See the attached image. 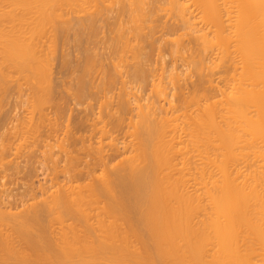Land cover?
Instances as JSON below:
<instances>
[{
    "label": "bare ground",
    "instance_id": "obj_1",
    "mask_svg": "<svg viewBox=\"0 0 264 264\" xmlns=\"http://www.w3.org/2000/svg\"><path fill=\"white\" fill-rule=\"evenodd\" d=\"M104 27L109 32L107 43L111 56L105 52L100 54L101 47L98 54L96 48L86 46V43H98L97 36L100 37ZM72 31L77 43L69 42L78 45L85 55L76 69V75L79 74L76 85L72 82L76 86L74 96L82 99L102 88L107 102L104 100L106 104L101 102L104 104L101 105L99 101L101 108L117 96L116 104L109 102L110 108L104 115L108 122L103 124L106 119L102 120L101 115V126L97 121L89 129L97 130L93 132L99 133L96 134L98 141L95 133L90 134L95 140L84 136L97 143L95 149L92 146L95 142L82 140L84 146L91 145L93 153L87 146H83L90 151L87 154L84 148H79L86 155L83 162L89 166L85 158L93 154L101 172L98 174L96 170L98 175L95 174L93 167V176L90 174L92 159L91 166H86L88 170L83 168L85 176L88 173L93 181L90 177V182L85 179L87 183H80L79 175L77 183L70 174L73 176L74 168L78 169L83 162L82 157H74L71 152L74 163L79 158L82 164L78 165L77 161L76 167L71 165L68 179L65 163L62 172L67 179L62 182L57 176L58 181L53 182L52 188L50 185L44 191L41 188V200H37L36 194L31 202L23 199L14 209L1 198L0 264H264V0H0V101L7 98L9 80L17 88L20 77L22 82H28L26 89L31 90L27 96L34 104H29L38 107L31 108V113L28 111L31 116L25 115L29 120L23 116L26 120L20 128L23 142L43 133L42 127L49 128L45 123L51 122L52 114L48 117L49 112L45 113L44 101L56 96L52 66L57 59L59 40L66 44L68 39L64 37L68 33L71 37ZM160 40L169 47L170 50L166 49L174 63H179L178 57V60L187 57L186 65L190 66L187 72L199 78L192 91L186 87L185 93L186 73L182 75L178 65L172 62L173 68L169 67L167 72L169 69H162L160 63L162 73H158L160 70L148 63ZM61 43L60 52L64 56ZM158 52L160 55L161 51ZM69 56V59L73 57ZM64 59L62 63L72 69L73 65H69L73 60ZM122 63L130 79L144 84L150 82L149 97H142L146 103L141 102L137 90L132 91L133 86L126 85L127 75L126 79L120 76L118 68ZM156 69L159 75L155 77L150 70L156 73ZM14 74H19L16 84ZM118 80L122 86L119 85L120 92L116 93L113 90ZM24 87H19L20 92ZM94 87L97 88L93 90ZM20 94L17 96L21 97ZM1 105L0 102V108ZM40 105L44 111L39 109ZM54 115V119L59 117ZM19 117L18 122L22 119ZM68 118L71 119L69 115ZM76 122L84 125L85 119L82 116ZM54 124L50 125L51 129ZM75 126L77 129L78 125ZM64 132L69 138L71 133L67 129ZM129 132L133 139L126 141ZM16 133L15 138L20 135ZM40 135L34 140L43 139ZM120 136L126 137L121 141ZM15 138L12 137V143H16ZM47 139L40 141L41 145H48ZM59 139L57 144L61 142L58 143ZM63 143L57 148L61 146L62 152L59 151L64 154L70 147L64 151ZM72 143L76 146V142ZM23 144L21 141L20 147ZM121 144L130 153L128 156L122 157ZM4 147L0 145L2 150ZM29 156L32 155L29 153ZM64 156L73 163L67 153ZM4 160L0 162L2 168ZM19 160L15 161H22ZM10 162L13 167V160ZM59 169L55 168V177ZM33 192L28 193L33 195Z\"/></svg>",
    "mask_w": 264,
    "mask_h": 264
},
{
    "label": "rangeland",
    "instance_id": "obj_2",
    "mask_svg": "<svg viewBox=\"0 0 264 264\" xmlns=\"http://www.w3.org/2000/svg\"><path fill=\"white\" fill-rule=\"evenodd\" d=\"M104 24V23H103ZM105 28L106 27H104V28H102L101 29V33L99 32V35H100V37L99 36H97V41L96 42H98V43H95V44H91V43H86V46H88V47H94V48H96L95 50L98 52V54L100 53V50H101V53L100 54H102L103 52H105V54H107L108 56H111V55H109V54H111V47L109 46V44L107 43L108 42V40H109V32H106V30H105ZM102 30H104V31H102ZM108 31V30H107ZM71 34L73 33V31L72 32H70ZM74 34V33H73ZM72 34V35H73ZM71 35V37H70V34L68 33V36L66 37H64V38H66V39H68V40H65L66 41V44H64L63 45V43H65L64 41H62L63 43H61V40L62 39H60L59 40V45H58V49L57 50H59V51H57L58 53H57V55H56V60L53 62V64H55V66L53 67L52 66V70L53 71H55V72H53L52 71V73H53V77H54V79H55V81H53L54 82V85L55 84H57V90H55V92H54V95H56V96H53V98H51V100H52V102H51V100H50V98L48 97L47 98V101L45 102L44 101V103H46L45 105H44V108H45V113H48V117H50L49 116V114H50V112H51V116L53 117H55V115L54 114H57V115H59V117H60V119H59V117L57 116L55 119H54V117L52 118V117H50L51 118V122H49L48 120H47V122L49 123H45V125H46V127H51L50 125L51 124H54V120H56V122H58V121H60V123L58 122L57 123V126L58 127H55L56 125V122H55V124L54 125H52L53 127V129L55 130H53V129H51L50 128V130H52V133H51V131L49 130V132H47L46 133V131H48V129L49 128H43L42 127V130H43V133H42V131H41V133L40 134H42V137H43V139L45 138V139H47V138H49V137H51V139L49 138V140L51 141H49L48 139V141H47V144L48 145H41V142L40 141H43V139H39L40 137H41V135L40 134H37V136L36 137H33L32 135H30L31 137H33L34 139H36L38 136H39V138H38V141L39 142H37L36 140H34L33 138V140H31V138L30 139H28V138H24L25 140H26V142H25V140H24V142H23V138L21 139L20 138V136L21 135H23V133H22V129H20V128H22L23 126H24V124H25V122H26V120L25 119H27V120H29V117L28 118H26L27 116H25V115H27L29 112H30V109L32 108V110L35 108V110H36V107H37V104L35 105V106H31L30 104H34L33 102V99L30 97V96H27L29 93V90L30 89H26V87L27 88H29L28 86H26L27 85V83L28 82H26V80L24 81L23 80V82H22V77H24V76H22L21 78L22 79H20V77H18V79H17V76H19V74L17 75V74H14V76L13 77H16L15 79H14V83L16 82L15 80L17 79V81L18 80H20V82H22V83H20L19 82V84H16V87L19 85V87H21V85H22V87L23 86H25L24 88H21V92H20V90H19V87H17V88H14L15 87V85L13 86V83H10V81L11 82H13V80H9V84H11V87H10V89H9V91H7L8 92V95L10 96V98H9V96L7 95V98H5L4 100H3V102H2V100L0 101L1 103H2V105H1V108H0V116H1V118H0V145L2 144V148L4 147V146H7V148L6 147H4V149L2 150V148H0V152L2 153H4V152H6V153H2V155L0 156V162H1V159L3 158V160L6 158V161L4 160L3 162H2V165H3V167L4 168H2V166L0 165V168L1 169H3V170H1L0 169V187L2 188V191H1V189H0V195H1V197H0V200H1V198H2V200H4L5 201V203L8 205V206H11L12 205V207L14 208V207H17L18 206V204L20 205L21 204V200H25V201H27L28 203L29 202H31L32 200H31V198L32 197H34V196H36V194H37V196H38V198H37V200H41V198H42V196L41 195H39V194H41V188H42V190L44 191L45 189H48V188H50L51 186H53V182H56V181H62V182H64L66 179H67V177L66 176H68V179H69V174H68V172H69V170L71 171V165H73L74 164V166L76 167L77 166V161L79 162L78 163V165H80V164H82L80 161H79V158H77V159H75V163H74V158H73V160H72V158H71V156H70V153L71 152H74V154L73 153H71V154H73L74 155V157H76V156H78V157H82L81 158V161L83 162V160H84V157H86V155L85 154H87V152L88 151H86V150H88V148H92L91 147V145H87V143H89V142H95V141H98V134L99 133H95V132H93V131H97L96 129L95 130H89V129H91V127L93 126V124L94 123H97V121H98V123H100L99 124V126H101V124L103 123H105L108 119H106V117H107V115L106 116H104L105 114H106V111H108L109 110V108H110V103L112 102L114 105L116 104L115 102V100H116V98H117V96H115V95H117L116 93H118V91H119V89H117L118 87H120L119 85H121L122 86V84H121V81L126 77V75H127V81H128V84H126V85H129V87L130 86H133V87H131V89H132V91L134 90H137V91H135L136 93H137V95H139L140 96V98H141V102L142 103H146L147 102V100L145 99V98H148L149 97V95H150V93H151V86H150V82H149V84H148V82H146L145 84H144V82L143 81H141V82H143V83H139V81H135V79H133L134 80V83H133V80H132V78L130 79V77L128 76L129 74H126V73H128L127 72V69H126V67H125V69H124V66H123V64L125 63H122V64H120V65H122V66H120L121 67V69H120V67L118 68V71H120V76L122 75V78L123 79H121L120 78V76H119V78H118V76H117V78L118 79H121V81H117L118 82V84H116L117 85V87L115 86V88H114V92H116V93H112V95L113 96H115L116 98L114 99V101H112L113 100V98L112 99H109V102H108V104L107 105H105V106H103L104 108H101L100 107V104L101 105H104V104H102L101 102H107V99H105V98H103L104 97V92L102 91V88H93V90L94 89H96V90H94L93 91V93L92 92H90V94L88 93V95L86 96V97H84V98H82V99H79V98H77L76 96H74V95H76V91H75V89H76V83H77V77H78V75L79 74H77L76 75V69H77V67L79 66V63H82L84 60H85V55H84V53H83V51L78 47V45H73L74 43H75V41H76V37L75 38H73L72 39V36ZM103 36V37H102ZM105 37V38H104ZM70 39V40H69ZM71 39H72V41H71ZM100 39H101V41H100ZM64 40V39H63ZM74 40V41H73ZM105 40V41H104ZM72 43V42H74L73 44H71L70 42ZM100 41V42H99ZM159 42V41H158ZM158 42L156 43L157 44V46H159V48H157V46L155 45V48H154V50H152V54H151V56L152 55H154V56H150V58H151V60H150V58H149V61H151V62H149L148 61V63L150 64V65H152V67L154 66L155 68H158L159 70H154V71H156V73L155 72H152L151 70H150V74L152 75V76H154V74H155V77L156 76H158L159 74L158 73H162V71H161V66H162V69L164 68V70L165 69H169V67H170V69H172L173 67H171V64H172V62H173V64L172 65H174V66H179L178 68H180V71H181V73H182V75H183V73H186L185 75H184V77H185V79H184V81L185 80H187V81H185V83H184V81H183V83L185 84V87H184V91H185V93L187 92V90H188V88L190 89L189 91H192L193 89H194V86H195V84L199 81L198 79V76L196 75V74H191L190 73V75H189V72H187V71H190V70H188L189 68H190V66H187L186 64H187V62L186 61H188V60H185V59H187V57H186V53H185V59L184 58H180L181 60H178V58H176V57H174V58H176V61H179V63H174L175 61H173L174 59H173V56H172V58H171V53H169V51L168 50H170L169 49V47L167 48L165 45H167V44H165V43H163L162 42V40H160V44L162 45V44H164V45H160V44H158ZM60 43L62 44V46L63 47H61L63 50H65V51H63L66 55H64L63 56V54H61V52H60ZM77 43V42H76ZM75 43V44H76ZM101 43V44H100ZM108 44V46L109 47H107V45H105V44ZM90 44H91V46H90ZM98 44V45H97ZM100 44V45H99ZM68 45V46H67ZM92 45H95V46H92ZM67 46V47H66ZM97 46H98V48H97ZM162 47V49L160 50V48ZM165 46V47H164ZM77 47V48H76ZM99 47H101V49L99 50ZM164 47V48H163ZM66 48V49H65ZM105 48V49H104ZM168 50H167V49ZM74 49V50H73ZM77 49V50H76ZM79 49V50H78ZM108 51H107V50ZM109 49H110V51H109ZM156 49H159V50H157L156 51ZM72 50V51H71ZM80 50H81V52H80ZM104 50V51H103ZM154 51H156V52H154ZM158 51H161V54L160 55H158L160 52H158ZM167 51V52H166ZM69 52V53H68ZM77 52V53H76ZM80 52V53H79ZM79 54V55H78ZM104 54V53H103ZM104 54V55H105ZM188 54V53H187ZM63 57H62V56ZM70 55L72 58V60L73 61H71V65H69V66H71L72 67V65H73V67H72V69L68 66V68H70V69H67V66L66 65H64L62 62H64V61H66L64 58L66 57L67 59H69L68 58V56ZM82 55V57L80 58V56ZM106 55V56H107ZM157 55V56H156ZM58 56V57H57ZM59 56H61L62 57V59H60L61 57H59ZM69 56V57H70ZM187 56H189V54L187 55ZM154 57V58H153ZM160 58V59H158V58ZM164 57V58H163ZM83 58V59H82ZM64 59V61H62ZM71 59H69V60H71ZM77 61V62H75V63H77V64H75L74 63V61L75 60ZM189 59V58H188ZM60 61H61V63H60ZM152 61H154V63L152 64ZM155 61H157L159 64L157 65L156 63L157 62H155ZM184 61V62H183ZM163 62V63H162ZM186 62V63H185ZM160 63H161V66H160ZM170 63V64H169ZM185 63V64H184ZM163 64V65H162ZM182 64H183V66H182ZM62 66V67H60V66ZM149 65V66H150ZM157 65V66H156ZM189 65V64H188ZM163 66H165V67H163ZM186 66H187V68H186ZM64 67L66 68V70H63L64 69ZM152 67H150V69H153ZM167 67V68H166ZM122 68H123V70H122ZM128 68V67H127ZM63 71H62V70ZM75 69V70H74ZM170 69L167 71V72H169L170 71ZM69 70H70V72H69ZM73 70H74V72H73ZM78 70V69H77ZM125 70V71H124ZM163 70V71H164ZM186 70V71H185ZM157 71H159L158 73H157ZM179 71V70H178ZM185 71V72H184ZM67 72V73H66ZM72 72V74H70ZM126 72V73H125ZM166 72V71H165ZM61 73V74H60ZM64 73V74H63ZM74 73V74H73ZM78 73V72H77ZM121 73H123V74H121ZM188 73V74H187ZM71 75V78L73 79V81H72V79L69 77L70 75ZM158 74V75H157ZM165 74V73H164ZM166 74H168V73H166ZM165 74V75H166ZM16 75V76H15ZM63 75V76H62ZM65 75V76H64ZM124 75V76H123ZM187 75H189V76H187ZM191 75H192V77H191ZM21 76V75H20ZM57 76V77H56ZM76 76V77H75ZM151 76V77H152ZM65 77V78H64ZM74 77V78H73ZM149 78V81H151V79L153 78ZM183 77V78H184ZM187 77V78H186ZM190 77H191V79H190ZM70 78V79H69ZM125 78V79H126ZM189 78V79H188ZM194 78H195V80H194ZM13 79V78H12ZM77 79V80H76ZM62 80V81H61ZM75 80V81H74ZM60 81V82H59ZM70 81H71V83H70ZM193 81V82H192ZM25 82V83H24ZM56 82V83H55ZM66 83V84H64V83ZM75 84H73V83ZM76 82V83H75ZM120 82V83H119ZM125 82H126V80H125ZM130 82H132V83H130ZM187 82V83H186ZM23 83H24V85H23ZM61 83L62 84H64V85H62L61 86ZM21 84V85H20ZM26 84V85H25ZM30 84V83H29ZM70 84V85H69ZM73 84V85H72ZM138 84V85H137ZM189 86H188V85ZM190 84H191V86H190ZM137 85V86H136ZM187 85V86H186ZM12 86H13V88L15 89V91H14V89L12 88ZM69 86H70V88H69ZM184 86V85H183ZM73 87H75V88H73ZM137 87V88H136ZM186 87H188V88H186ZM141 88V89H140ZM17 89V90H16ZM25 89H26V91H25ZM71 89V90H70ZM185 89H187V90H185ZM19 90V93L18 94H20V93H22L23 94V96H21V94L19 95V96H21V97H18L17 95H15L16 93H17V91ZM60 90V91H59ZM101 90V91H100ZM57 91V92H56ZM59 91V92H58ZM92 91V90H91ZM14 92H16V93H14ZM24 92V93H23ZM30 92H31V90H30ZM62 92V93H61ZM73 92L75 93V94H73ZM120 92V91H119ZM27 93V94H26ZM102 93V94H101ZM7 94V93H6ZM6 94H3V96L5 97L6 96ZM58 94V95H57ZM66 94V95H65ZM98 94V95H97ZM149 94V95H148ZM53 95V94H52ZM73 97H75V99L73 100L72 98V96ZM103 95V96H102ZM148 95V96H147ZM2 96V95H1ZM59 96V97H58ZM70 96V97H69ZM91 98H90V97ZM99 98H98V97ZM101 96V97H100ZM145 97V98H143V100H142V97ZM28 97H30L31 99H29ZM56 97L58 98V99H56ZM92 97H94V98H92ZM1 98H3V97H1ZM54 98L56 99V104L54 103L55 102V100H54ZM70 98V99H69ZM101 98V99H100ZM14 99V100H13ZM20 99V100H19ZM23 99V100H22ZM85 99H86V101H85ZM145 99V100H144ZM10 100V101H9ZM17 100V101H16ZM25 100V101H24ZM26 100H30L31 102H29V101H27L26 102ZM53 100H54V102H53ZM57 100L59 101V102H57ZM62 100H63V103H62ZM103 100V101H102ZM105 100V101H104ZM21 101V102H20ZM99 101H100V104H98L99 103ZM23 102V103H22ZM51 102V103H50ZM61 102V103H60ZM64 102H65V104H64ZM81 102H82V104H81ZM86 102V103H85ZM88 102H89V104H88ZM106 102H105V104H106ZM30 103V104H29ZM62 104L61 106L64 108H61V106L60 105H58V104ZM26 104V105H25ZM56 105V107H55V105ZM67 104V105H66ZM72 104V105H71ZM112 104V105H113ZM4 105V106H3ZM29 105V106H28ZM42 105V104H41ZM40 105V108L39 109H43V108H41L42 106ZM47 105V106H46ZM53 105H54V107H53ZM64 105H66V106H64ZM69 105V106H68ZM39 106V105H38ZM109 106V107H108ZM2 107H3V110H2ZM34 107V108H33ZM66 107V108H65ZM38 108V107H37ZM46 108H47V110H46ZM86 108H87V110H86ZM101 108V109H100ZM29 109V110H28ZM50 111H49V110ZM60 109H61V111H60ZM63 109V110H62ZM71 109V110H70ZM84 109H85V111L88 113L87 115H86V112L84 111ZM103 109V110H102ZM56 110V111H55ZM65 110H66V112H65ZM104 112V114H103V112ZM1 111H2V113H1ZM29 111V112H28ZM43 111H44V109H43ZM47 111V112H46ZM92 111H94V112H92ZM38 112H39V110H38ZM71 112V113H70ZM90 112V113H89ZM98 112H99V114H98ZM5 113V114H4ZM15 113V114H14ZM18 113V114H17ZM31 113V112H30ZM30 113H29V115H30ZM61 113V114H60ZM92 113V114H91ZM133 113H134V111H133ZM135 113H136V111H135ZM134 113V114H135ZM9 114V115H8ZM71 114V115H70ZM90 114V115H89ZM17 115V116H16ZM19 115H20V117H19ZM68 115L70 116V118L71 119H69L68 118ZM80 117H79V116ZM103 117H102V116ZM12 116V117H11ZM15 116V117H14ZM23 116H25L24 118H23ZM31 116V115H30ZM82 116L84 117V119H85V124L87 123V125H80L79 123H77L76 121L78 120L79 122H80V119L82 118ZM22 118V119H19V122H21V121H23L21 124L22 125H20L19 124V122L17 121L18 119L17 118ZM74 117V118H73ZM90 117V118H89ZM103 119H102V118ZM6 120H5V119ZM8 118V119H7ZM76 118H78V119H76ZM95 118V119H94ZM98 118H100V119H98ZM15 119V120H14ZM52 119H54L53 121H52ZM59 119V120H58ZM93 119L95 120V122H93ZM104 120V119H106V120H104V122L102 121V120ZM3 120V121H2ZM13 120V121H12ZM63 120V121H62ZM70 120V121H69ZM75 120V121H74ZM11 121V122H10ZM18 122V125H16L17 123L16 122ZM25 121V122H24ZM68 121H69V123H68ZM100 121V122H99ZM101 121H102V123H101ZM4 122V123H3ZM9 122V123H8ZM108 122V121H107ZM106 122V123H107ZM7 123V124H6ZM12 123L14 124V123H16V124H14V126L12 125ZM51 123V124H50ZM62 123V124H61ZM75 123H77V124H75ZM9 124H11L10 125V127H9ZM62 125V128H59L60 126ZM67 124V125H66ZM16 125V126H15ZM19 125L21 126V127H19ZM49 125V126H48ZM75 125H78L77 127V129L76 128H74V127H76ZM80 125V126H79ZM89 125V126H88ZM8 126V127H7ZM66 126V127H65ZM69 126H71L70 128H73V130H70L69 129ZM82 126V127H81ZM84 126V127H83ZM89 127V128H87V127ZM98 126V127H99ZM110 126V125H109ZM17 128V130L15 129V128ZM18 127H19V129L21 130H19L18 129ZM68 127V128H67ZM80 127V128H79ZM87 129H86V128ZM13 128V129H12ZM56 128H59V129H56ZM85 128V129H84ZM5 129V130H4ZM9 129V130H8ZM65 129V130H64ZM66 129H67V131H68V133L70 134L71 133V135L72 136H75V135H73L74 133L76 134V137L77 138H75V137H71V135H70V137L68 138V136H67V138L65 137L66 136ZM69 129V130H68ZM78 129H80V131H78L77 132V130ZM92 129H94V128H92ZM7 130L9 131V132H11V134H13L12 136H11V134H8L9 132H7ZM12 130V131H11ZM13 130H14V132L16 133V131L20 134V135H18V133H16L15 135H18L17 136V138H19V140L20 141H18V139L17 138H15L14 137V132H13ZM16 130V131H15ZM45 130V131H44ZM62 132H61V131ZM88 130V131H87ZM20 131V132H19ZM56 132L55 133V135H54V132ZM58 131V132H57ZM65 131V132H64ZM69 131H72V132H69ZM92 131V132H91ZM13 132V133H12ZM60 132V134H58L57 135V133H59ZM63 132L64 133H66V134H63ZM4 133V134H3ZM22 133V134H21ZM46 133V134H45ZM91 133H95L94 135H96L95 136V138H97L96 140H95V138H94V136H92V135H90ZM62 134V135H61ZM4 136V137H2V136ZM51 135V136H50ZM52 135H54V136H52ZM56 135L58 136V139H59V141H58V143L60 142V143H63L65 140V144L63 143V149L64 148H66L67 150H68V148L67 147H70L69 148V150H71L70 152H65L64 154H66L67 153V155H69V157H70V160H71V162H73L72 164L70 163V161L68 160V159H66L67 158V156L65 157L64 156V154L63 153H60V147L59 148H57L59 145H60V143L59 144H57V140L58 139H56L55 140V138H56ZM87 137H86V136ZM129 135V137H127V139H125L124 137H126V136H128ZM29 136V137H30ZM60 136V137H59ZM88 138L89 136H91V138L92 139H94V140H92L91 138H89L88 140L85 138ZM123 136V135H122ZM126 136H124V137H121V141L123 140L122 138H124L126 141H128L129 139H133V137L131 138V135H130V132H129V134H127ZM6 137V138H5ZM12 137L13 138H15L14 139V141L13 142H16V143H12L11 141L13 140L12 139ZM22 137V136H21ZM53 137H54V139H53ZM85 138V139H81V138ZM62 138L64 139L65 138V140H62ZM73 138V139H72ZM72 139V141H69V140H71ZM75 139V140H74ZM76 139H77V141H78V143H77V141H76ZM10 140V141H9ZM32 143L33 142V144H31V143H29V141ZM69 142H68V141ZM74 140V141H73ZM81 140V141H80ZM85 141V142H87L86 143V145L84 146V142L83 141ZM87 140V141H86ZM106 139H104V141H105ZM3 141H6V143L5 142H3ZM21 141H22V144L24 143H26V147L27 148H25V145L23 144V147H20L21 146ZM55 141H56V143H55ZM9 142V143H8ZM28 142V143H27ZM35 142V143H34ZM49 142V143H48ZM53 142H54V144H53ZM70 142H71V144H70ZM72 142H76V146H74V144L75 143H72ZM92 142V143H93ZM105 142H108V140L107 141H105ZM7 143H8V145H7ZM10 143H12L13 145H12V147H11V144ZM36 143H38V144H36ZM50 143H52V144H50ZM84 143V144H83ZM9 144H10V146H9ZM19 144V145H18ZM57 144V145H56ZM70 144V145H69ZM73 144V145H72ZM79 144H80V146H79ZM94 145H92L93 146V148L95 149V144H96V146H97V143L95 142V143H93ZM15 145V146H14ZM18 145V146H17ZM28 145V146H27ZM29 145H31V146H33V147H29ZM49 145H51L50 147H52V145H54V150H52L53 149V147L52 148H50L49 147ZM72 145V146H71ZM9 146V147H8ZM36 146H37V148H36ZM41 146H43V147H41ZM56 146V147H55ZM65 146V147H64ZM78 146V147H77ZM88 147V148H84V147ZM11 147V148H10ZM45 147H46V149H49V152H46V151H48V150H46L45 149ZM47 147H49V148H47ZM74 147V148H73ZM76 147V148H75ZM6 148V149H5ZM10 148V149H9ZM13 148H14V150H13ZM18 148V149H17ZM20 148H21V150H20ZM22 148H24V149H22ZM32 148H33V151L31 152V150H32ZM79 148H84L83 150H85L84 151V153L82 152L83 150L82 149H79ZM91 149L90 151H94V149ZM16 149V150H15ZM30 149V150H29ZM36 149V150H35ZM41 149V150H40ZM45 149V151H43ZM66 149H64V151H66ZM74 149V150H73ZM76 149V150H75ZM78 149H79V151H81L82 152V154H83V156H82V154H81V152H79L78 151ZM8 150H10V151H8ZM12 150V151H11ZM17 150H18V156H17V154H16V152H17ZM24 150V151H23ZM27 152H29L30 153V155H32L31 156V158H30V156H29V153H27ZM55 150H58L57 151V153H58V157H57V155H55V153H56V151ZM37 151H39V152H37ZM41 151V152H40ZM53 152L52 154L55 156H51V152ZM89 151V152H90ZM93 151H92V153H93ZM120 151H123L122 152V157L125 155V156H128V154H130V153H128L127 151V148H125L124 149V145H122L121 144V149H120ZM37 152V153H36ZM61 152H62V149H61ZM77 152V153H76ZM78 152L81 154V156H80V154H78ZM88 152V153H89ZM0 153V154H1ZM50 155H49V154ZM56 153V154H57ZM69 153V154H68ZM12 154V155H11ZM25 154H26V159H27V161H26V159H25ZM27 154H28V156H27ZM34 154V155H33ZM37 154V156L35 157V155ZM44 155V157H43V155ZM46 154H47V156H46ZM62 154V155H61ZM124 154V155H123ZM7 155V156H6ZM15 155L17 156L16 158H15ZM49 155V156H48ZM89 155H90V157H89ZM92 155V156H91ZM124 156V157H125ZM7 157H8V159H7ZM10 157V158H9ZM19 157L21 158L20 160H22L21 162H19L18 163V161H15V160H19ZM35 157V158H34ZM37 157H39V159H38V161L36 160L37 159ZM52 157V158H51ZM55 159H54V158ZM60 157H61V159H60ZM12 158V159H11ZM33 158H34V160H33ZM45 158H46V160H45ZM91 158V159H90ZM121 158V156L118 158V159H120ZM9 159H10V161L11 160H13V167H12V165L10 164L11 162L9 161ZM51 159V160H50ZM56 159H59L58 161L56 160ZM63 159H65L64 161H63ZM86 159V161H88L89 163H90V165L89 166H91V162H90V160L92 161V159H94V155L93 154H88V157L87 158H85ZM19 160V161H20ZM28 160H29V162H28ZM33 160V161H32ZM54 160V162H55V164H54V162H52ZM26 161V162H25ZM35 161H36V163H35ZM48 161V162H47ZM59 161H61L60 163H59ZM64 163H63V162ZM5 162H6V165H5ZM15 162L17 163V164H15ZM33 163V167H32V163ZM51 162V163H50ZM68 162V163H67ZM93 162V165L91 166V171H90V174L92 175V173H93V169L95 170V174H100V172H101V166H100V164H98V165H95V159H94V161H92ZM9 163V164H8ZM28 163V164H27ZM56 163H57V166L55 167V165H56ZM65 163H66V166H67V168H69V169H67L66 167L64 168V166H65ZM1 164V163H0ZM30 164H31V167H30ZM36 164H37V167H36ZM85 164V161L83 162V164H82V166L80 165V167H78V169L76 168H74V178H73V176L71 175L72 174V172H71V174H70V176H71V178L72 179H76V182L77 183H79V181H80V183H83V182H85V179L87 180H89V182H90V177H91V180H92V176L91 175H89L88 173H87V175L89 176H85V174H86V170H88L87 169V167L86 166H88V163L86 162V164ZM9 165L12 167V169L11 168H9ZM27 165V166H26ZM64 165V166H63ZM26 166V167H25ZM35 166V167H34ZM54 166V167H53ZM69 166V167H68ZM89 166H88V168H89ZM18 167H19V170H18ZM23 168V169H21V172H20V168ZM59 167L61 168V169H59ZM83 167H85V169L86 170H84V168ZM93 167H95V168H93ZM5 168L6 169H8V171L7 170H5ZM13 168H16L15 170L13 169ZM33 168V169H32ZM55 168H56V170H57V168L59 169L58 170V175L56 174V177H55ZM63 168H64V172L67 174L66 176H65V174L62 172L63 171ZM79 168H82V170H83V173H84V175H83V173L81 174V171H80V169ZM93 168V169H92ZM65 169H66V171H65ZM72 169H73V166H72ZM4 170H5V172H4ZM10 170H11V173H10ZM14 170V171H13ZM24 170H26V171H24ZM28 170V171H27ZM54 170V171H53ZM76 170H78L77 172H79V174L78 173H76ZM96 170H97V173H96ZM2 171V172H1ZM34 171V172H33ZM19 172V173H18ZM92 172V173H91ZM5 173V174H4ZM14 173V174H13ZM76 173V174H75ZM97 174V175H98ZM4 175V176H3ZM28 175V176H27ZM79 175H81V177L79 176ZM57 176H58V178H57ZM83 176L85 177V178H83ZM10 177V178H9ZM66 177V178H65ZM80 177V180L78 179ZM87 177V178H86ZM4 178V179H3ZM56 178L58 179V180H56ZM63 179H65L64 181H63ZM79 181H78V180ZM81 179H82V181H81ZM84 179V180H83ZM71 180V179H70ZM95 180H98L97 178H95ZM94 180V181H95ZM67 181H69V180H67ZM74 182H75V180H73ZM93 181V180H92ZM75 182V183H76ZM88 182V181H87ZM87 182H85V183H87ZM4 184V185H3ZM84 184V183H83ZM3 185V186H2ZM42 185V186H41ZM49 185H50V187H49ZM32 186H33V188H32ZM43 187H44V189H43ZM27 188H28V190H27ZM52 188V187H51ZM34 190V192H33V195L31 196L28 192L30 191L31 193H32V191ZM25 191V192H24ZM28 191V192H27ZM4 193V194H3ZM35 193V194H34ZM9 194V195H8ZM12 194V195H11ZM24 194H26V196L28 195V199H30L29 201H28V199H25L26 198V196L24 195ZM3 195H4V197H3ZM16 195V196H15ZM6 196H8L7 198H6ZM23 196V197H22ZM24 196H25V198H24ZM39 196H40V198H39ZM22 197V199H20ZM14 198V199H13ZM8 200V202L6 201V200ZM12 202H13V204H12ZM14 202H15V204H14ZM18 202V203H17ZM17 203V204H16ZM15 209V208H14ZM20 209H21V207H20Z\"/></svg>",
    "mask_w": 264,
    "mask_h": 264
}]
</instances>
